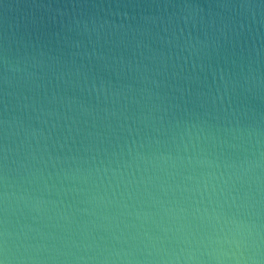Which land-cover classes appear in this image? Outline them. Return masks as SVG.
<instances>
[{"label": "water", "instance_id": "obj_1", "mask_svg": "<svg viewBox=\"0 0 264 264\" xmlns=\"http://www.w3.org/2000/svg\"><path fill=\"white\" fill-rule=\"evenodd\" d=\"M0 264H264V0H0Z\"/></svg>", "mask_w": 264, "mask_h": 264}]
</instances>
